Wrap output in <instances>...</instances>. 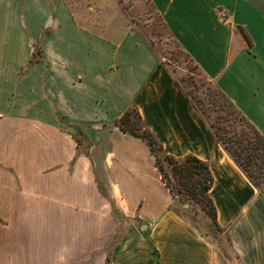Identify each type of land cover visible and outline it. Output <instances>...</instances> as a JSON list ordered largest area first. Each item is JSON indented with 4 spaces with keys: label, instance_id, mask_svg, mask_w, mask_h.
I'll return each mask as SVG.
<instances>
[{
    "label": "crops",
    "instance_id": "obj_1",
    "mask_svg": "<svg viewBox=\"0 0 264 264\" xmlns=\"http://www.w3.org/2000/svg\"><path fill=\"white\" fill-rule=\"evenodd\" d=\"M112 1L0 0V264H264V194ZM149 1L264 135V0ZM132 105L166 153L209 164L216 241L113 124Z\"/></svg>",
    "mask_w": 264,
    "mask_h": 264
},
{
    "label": "trees",
    "instance_id": "obj_2",
    "mask_svg": "<svg viewBox=\"0 0 264 264\" xmlns=\"http://www.w3.org/2000/svg\"><path fill=\"white\" fill-rule=\"evenodd\" d=\"M170 35L175 39L171 33ZM175 41L182 51L194 62L196 67L208 79L213 81L216 89L214 90L215 96L210 98V104L214 107L211 108V110L213 109V112H221L216 116V122H212L204 116V111L202 109L203 105L201 103L196 104L192 101L191 97L184 91L174 74L160 60L152 45L148 41L147 43L153 49L160 63L169 72L192 107L215 135L221 146L256 187L258 192L263 194L261 185L264 183V135L218 87L215 80L203 72L176 39ZM36 56H38V53L37 50H34L33 57L36 58ZM113 124L117 126L120 131L130 134L146 144L150 154L154 158V163L160 174L161 182L168 189L173 198H176L182 204L186 202L198 203L203 210L209 212L211 221L213 225L216 226L215 207L209 196L213 177L207 162L190 154L177 158L166 153L157 137L144 124L138 109L134 105L130 106L119 118L115 119ZM77 134L78 135H75V140L80 144L79 138L84 140V137L79 130ZM99 189L103 195H106V193L101 190L100 185ZM207 205L208 209H206Z\"/></svg>",
    "mask_w": 264,
    "mask_h": 264
},
{
    "label": "rangeland",
    "instance_id": "obj_3",
    "mask_svg": "<svg viewBox=\"0 0 264 264\" xmlns=\"http://www.w3.org/2000/svg\"><path fill=\"white\" fill-rule=\"evenodd\" d=\"M78 5H94L93 2L101 0H77ZM107 1L108 0H104ZM122 11V15L128 18L132 25L137 28L141 36L146 39L158 54L160 60L174 74L175 78L182 86L184 91L189 94L192 101L196 104L203 105L204 116L212 122H216V116L220 111L213 112L214 108L210 104V98L215 96V85L208 79L194 64V62L182 51L175 39L170 35L165 27L159 13L155 10L149 0H113ZM110 3V4H112ZM117 24H112L109 31L114 29ZM118 28V26H117ZM119 30V28H118ZM107 32V36L110 32ZM121 31V30H120ZM35 50H39V43H32ZM78 135V134H77ZM80 140L81 148L88 145L85 141ZM88 149V147H86ZM94 168V167H93ZM98 167L94 169L97 179H103L99 173ZM100 188L107 193V184L98 180ZM261 191L264 194V183L261 185ZM182 204V203H181ZM185 213L190 222L198 228L203 234L216 241L219 239V231L211 221V215L207 210L195 202H186L184 204ZM208 209V205L206 206Z\"/></svg>",
    "mask_w": 264,
    "mask_h": 264
},
{
    "label": "built area",
    "instance_id": "obj_4",
    "mask_svg": "<svg viewBox=\"0 0 264 264\" xmlns=\"http://www.w3.org/2000/svg\"><path fill=\"white\" fill-rule=\"evenodd\" d=\"M217 14H218V17L221 19V20H225L226 19V12L225 10L223 9H219L217 11Z\"/></svg>",
    "mask_w": 264,
    "mask_h": 264
}]
</instances>
